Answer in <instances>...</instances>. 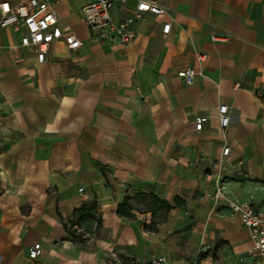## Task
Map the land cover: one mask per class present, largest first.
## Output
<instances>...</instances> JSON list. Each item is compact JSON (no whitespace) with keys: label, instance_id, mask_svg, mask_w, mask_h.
<instances>
[{"label":"crops","instance_id":"1","mask_svg":"<svg viewBox=\"0 0 264 264\" xmlns=\"http://www.w3.org/2000/svg\"><path fill=\"white\" fill-rule=\"evenodd\" d=\"M48 1L79 49L55 42L39 63L23 27L0 29V264H252L239 216L209 194L220 174L229 197L264 204V0H154L166 14L135 20L124 47L88 38L90 0ZM137 192L170 205L155 232L141 205L116 213Z\"/></svg>","mask_w":264,"mask_h":264},{"label":"built area","instance_id":"2","mask_svg":"<svg viewBox=\"0 0 264 264\" xmlns=\"http://www.w3.org/2000/svg\"><path fill=\"white\" fill-rule=\"evenodd\" d=\"M127 0H90L80 9L81 20L84 23L88 38L102 46H128L136 39L133 29L135 20L143 14L157 17L166 14L165 8L154 0H136L134 9L128 15L114 17V11L122 9ZM23 27L24 33L20 36V47L31 51L39 63L45 61L49 47L55 42H62L68 50H77L82 42L74 33L64 30L59 24V15L48 0H17L11 5L8 2L0 3V29L11 28L18 32ZM170 23L162 26V34L167 36ZM199 61L202 56H198ZM199 75L193 68H186L177 72L176 76L186 85H191ZM239 88V84L235 85ZM218 122L224 135L229 124L230 114L226 105L217 108ZM203 120L195 122V130L200 131ZM228 147L222 148L221 159L227 157ZM80 192L82 189L79 190ZM213 201H222L226 206L237 214L243 227L248 231L253 258L252 264H264V204L260 209H254L251 204L240 203L229 197L220 174L216 176L209 194ZM40 244H35L29 249L30 259H36L40 250ZM164 258H157L152 264H163Z\"/></svg>","mask_w":264,"mask_h":264},{"label":"trees","instance_id":"3","mask_svg":"<svg viewBox=\"0 0 264 264\" xmlns=\"http://www.w3.org/2000/svg\"><path fill=\"white\" fill-rule=\"evenodd\" d=\"M139 205L143 206L145 209L150 211L153 215V219L149 225H145L144 229L155 232L157 230V225L165 220V214L170 210V205L158 198L153 193L143 194V193H134L132 195L128 194L124 197L123 201L118 204L116 213L121 218L125 220H133L134 215L132 214L133 210L142 211L143 208H140ZM85 205L81 207L84 209ZM162 211V215L157 216V212ZM164 214V215H163ZM67 231L70 235L75 236V231L70 227L67 228Z\"/></svg>","mask_w":264,"mask_h":264}]
</instances>
